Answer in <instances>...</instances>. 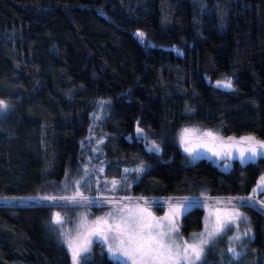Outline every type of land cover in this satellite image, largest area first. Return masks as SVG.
Wrapping results in <instances>:
<instances>
[{
    "label": "trees",
    "instance_id": "trees-1",
    "mask_svg": "<svg viewBox=\"0 0 264 264\" xmlns=\"http://www.w3.org/2000/svg\"><path fill=\"white\" fill-rule=\"evenodd\" d=\"M226 79L232 89L217 86ZM0 100L10 105L0 118V197L12 198L0 203V264H72L61 232L79 207L91 218L109 207L42 199L95 193L77 181L99 103L104 175L144 166L112 195L129 196L118 198L125 204L164 197L152 204L158 213L198 198L181 216L183 235L202 228L204 206L235 208L252 239L226 264H264V156L224 168L191 161L177 142L150 152L136 131L264 142V0H0ZM232 197L262 203L214 204ZM83 264L121 263L98 242Z\"/></svg>",
    "mask_w": 264,
    "mask_h": 264
},
{
    "label": "snow or ice",
    "instance_id": "snow-or-ice-1",
    "mask_svg": "<svg viewBox=\"0 0 264 264\" xmlns=\"http://www.w3.org/2000/svg\"><path fill=\"white\" fill-rule=\"evenodd\" d=\"M138 37H144L145 33L137 32ZM218 87L232 89L233 84L230 79L217 82ZM7 105L0 101V112L6 109ZM137 133H142L143 129L137 127ZM191 130L184 129L181 136L182 142L187 144L186 137ZM206 137H212L213 140L218 139L213 136V133H204ZM225 149L234 147L239 144L246 145L238 149L239 156L242 160L252 161L258 156H264V142L256 141L253 137H244L240 141H235L229 138V141H221ZM152 149L158 150V145L152 144ZM197 147H206L205 144H199ZM212 150V149H209ZM185 151L192 153V147H186ZM214 155L230 156L231 153L227 150L224 152H214ZM129 169H124L127 173ZM136 171H140L137 169ZM78 183V182H77ZM113 185V190L120 183L113 180L110 182ZM264 186V176L260 177L258 187ZM7 199V198H0ZM46 200L61 199L72 204H78L81 200L86 203V197L81 193H76L74 196L66 197H43ZM211 199V198H208ZM246 202L247 206H255V201L250 197L237 198ZM233 198L227 200L217 199L214 204L231 205ZM104 199L99 201V205L103 206ZM107 203L113 204V211L106 214V217L97 218L92 222V226L86 231L76 230V235L72 236L71 232H61L62 236H66L65 243L71 253L72 264H81L84 253H88L91 249L93 240L96 237L108 245V251L116 256L118 254L121 259V264H197L198 261L204 260L205 245H208L213 238L220 236L227 230H230L237 220H244L246 217L235 208H219L210 207L208 217L205 219V231L199 234L196 242L189 243L188 241H178L175 237L179 233L177 218L182 211L186 214L190 209L197 206H202V202L198 198L185 197L183 201H175L176 207L169 208V212L164 216L157 218L148 210V207L141 206L139 202L135 206L130 207L121 201L108 200ZM144 205L148 201H143ZM159 206V202H157ZM115 213V214H114ZM64 217L60 213H56L52 221L56 225L64 223ZM196 235V234H194ZM245 236L248 232L244 233ZM233 239L239 240L240 236ZM228 251L233 256H238L235 248H229ZM86 259V257H83Z\"/></svg>",
    "mask_w": 264,
    "mask_h": 264
},
{
    "label": "rangeland",
    "instance_id": "rangeland-1",
    "mask_svg": "<svg viewBox=\"0 0 264 264\" xmlns=\"http://www.w3.org/2000/svg\"><path fill=\"white\" fill-rule=\"evenodd\" d=\"M218 81H224V80H218ZM218 81H216V84ZM0 101H3V100H0ZM3 102H4V104L7 105V108L3 109L2 112H0V118L4 117L10 108V105L6 101H3ZM103 108H104L103 104L99 103L97 110L94 112L93 125H92V128H91L89 135L86 138V143H85V145L87 146L89 151L92 152V154L90 156H88L87 163L84 166V170L81 173V175L77 181L78 182L77 185L79 188L83 185H86V184L90 185V186H94L92 189V190H95L94 194L84 192L82 189H79V191H78L79 193L82 194L83 197H86L88 201L92 202V203H86L82 200L83 203L88 204L90 206L99 205V201L101 199L105 200L104 204H109V203H107L108 200L121 201V199H118V198L129 199L130 198L129 196L118 197L117 195H115V194L112 195L111 193L115 192L119 188V186H121V184H123L124 182L131 181L130 175L137 170V169L133 168V169H129L130 171H128L127 173L123 172L122 177L120 179H118V178L108 179L104 175L105 166L101 163L102 159L98 157L99 152H100V146L105 139L104 136L98 134L99 133L98 124H99L100 118L102 117ZM191 132L192 131H190L189 133H191ZM192 135L193 134H191V136L189 138L186 137V140H187V144H186V143L182 142V140H181V131L180 132L179 131L170 132V133L169 132L159 133V132L143 129L142 133H137V137L142 141V143L145 146V149L150 151V152L151 151H160L164 147V145H166L168 143H172V142H177L182 147L183 152L188 154L191 161L201 159V158H205V159H210L211 161H214L217 164H221L225 160L224 161L225 163L222 164V166L224 168H228V166L230 164V161H228V160H232L234 158H238V159L242 160L239 156L238 149L243 148L246 145L239 144V145H236L234 147H229V148L225 149V147L223 146L222 143L216 144V143H213L210 141L195 142L193 140L194 136H192ZM244 137H249V136H244ZM244 137H242V138H244ZM251 137H253L256 141H258V139L255 138L254 136H251ZM233 140L236 141V137H233ZM153 143H155L156 145L159 146L158 150L152 149L151 146ZM199 144H205L206 147H199L198 148L197 145H199ZM186 147H192L194 149V151L192 153H189V152L185 151ZM209 149H212V150H209ZM225 150L229 151L231 153V155L230 156H225V155L217 156V155L213 154L214 152H224ZM258 157H256V159ZM226 159H228V160H226ZM242 161H248V160H242ZM143 169H144V166L140 165V171H137L136 176L132 179L133 181L137 180L140 177ZM113 180L120 182L116 186L115 190H113V185L110 183ZM258 188L260 189V187H258ZM0 198H7V199H0V203L1 202H10L12 200V198H9V197H0ZM232 198L236 199V200H242V199H237L238 197H235V198L232 197ZM239 198H245V197H239ZM250 198H252V200H254L255 202H261L259 200L254 199V197H250ZM143 200L148 201V204L147 205L141 204V206L148 207V210L153 214V216H155L157 218L164 217L169 212V209H167L163 213H158L156 208H154V206L152 205V204H155L157 202L163 201L164 197H153L151 199L143 198ZM54 201L55 200H51V202H54ZM262 204H264V203H262ZM128 205L130 207L135 206V204H128ZM80 206H83V204H81ZM210 207H218V206H211V205L204 206L203 207L204 208V216H203L202 228L198 231L191 232L188 235H183L181 232V229H180V219H181V216L184 214V212L182 211L181 215L177 218V223L179 226V233L175 237V239H177L178 241H181V240L182 241H188L189 243L196 242L199 238V234L203 233L205 231V219L208 217V212H209ZM113 208H114V205L109 204V207L106 208V210L104 212H102L99 216H96L95 218H91V217H89V209L88 208L86 209L85 207H79L77 209L76 214H75L74 225L71 227V229H69L67 231V233L71 232V235L75 236L77 229H79L80 231H86L87 228L92 226L93 221H95L97 218L106 217V214L110 211H113ZM219 208H222V207H219ZM229 209H231V208H229ZM90 210H94V208H92ZM54 217H55V215H54ZM245 232H248L247 236L244 235ZM194 234H196V235H194ZM236 236H240V239L239 240L233 239ZM251 239H252L251 231L248 230L246 227H244L242 224H240V221L237 220L236 224L230 230H227L225 233L221 234L220 236L213 238V240L208 245H205V254L204 255H207L211 259H215L216 264H226L229 260L238 257V256H233V254L230 253L228 251V249L229 248H235L236 252L239 253V255L244 254L245 251H247L248 243H249V240H251ZM92 240H93V243H92L90 251L88 253H84L83 257H86V259L89 258L95 244L100 242L104 246V248L106 249L110 258L121 263L122 258H119L118 254L116 256L112 255L108 251V245L106 243H104L101 240H98L96 237H92ZM70 255H71V253H70ZM83 257H82L81 264H83V261L86 260V259H83ZM71 261H72V259H71ZM182 264H183V262H182ZM197 264H202V261H198Z\"/></svg>",
    "mask_w": 264,
    "mask_h": 264
}]
</instances>
